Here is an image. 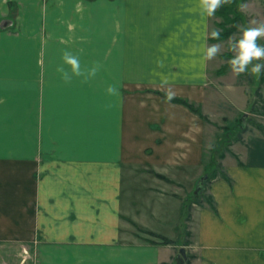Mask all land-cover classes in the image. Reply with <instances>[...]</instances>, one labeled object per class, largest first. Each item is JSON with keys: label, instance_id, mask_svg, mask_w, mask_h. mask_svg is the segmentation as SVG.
<instances>
[{"label": "crops", "instance_id": "crops-1", "mask_svg": "<svg viewBox=\"0 0 264 264\" xmlns=\"http://www.w3.org/2000/svg\"><path fill=\"white\" fill-rule=\"evenodd\" d=\"M211 37L200 0H0V264H169L182 236L150 226L132 187L191 170L192 264H264V115L207 173L211 103L249 112L243 85L211 92Z\"/></svg>", "mask_w": 264, "mask_h": 264}, {"label": "rangeland", "instance_id": "rangeland-1", "mask_svg": "<svg viewBox=\"0 0 264 264\" xmlns=\"http://www.w3.org/2000/svg\"><path fill=\"white\" fill-rule=\"evenodd\" d=\"M225 3V5L229 7V10L231 9L228 16H222L220 11L218 12V9L215 12V15L211 16V32L213 29L218 28L221 32L224 31V33L227 30L228 35L226 38L219 40L211 39V42H217L216 44L220 45V50L217 52V55L220 57L221 63L220 67L217 68L216 74L215 69L212 71L215 80L212 79L213 88L211 87L210 90L211 92L216 93L217 89L215 87L218 85L220 89V86L225 82H235L236 84L243 85L249 94V105L247 104L249 106V112L243 116V113L237 110L233 104L224 99L222 100V98L211 103L210 112L212 114V120H210L211 138L209 142L211 153H209V155L211 159L214 158L216 164L214 162L211 163V166L207 171L209 177L224 174V164L222 159L226 156L227 152L231 151L229 146L232 142L239 138L237 130L235 131L237 126L240 127L245 123L248 129H253L258 124H261L264 115V95L261 90L264 86V57H261L259 60L254 59L248 66H246L245 71L241 73H236L231 67L232 57L238 54V48H233L232 46L240 39L243 29L249 26L255 27L259 23H264V0H227ZM241 3H245L246 6L241 8ZM257 43L264 46V35L257 37ZM213 62L212 66H216L215 61ZM255 63L262 64L260 74L254 73L251 70ZM223 74H226V80L224 81L218 79V77ZM219 91L221 95L220 97H222V90L220 89ZM191 104L195 106L194 103ZM197 109L200 113H203L201 107ZM224 116L225 118H223ZM229 135L230 138H228ZM197 172V170H191L183 174H174L172 176L175 178H171L172 180H169L168 178L157 179L154 176L146 177L141 179L139 181L140 183L135 184L132 187V189H135L136 191H134L131 196V207L136 209L141 205L142 207L147 208V214L150 217L148 219V224L150 226L161 230V232H163L162 234H167L168 237L177 238L180 234V236H182L181 241L186 242L187 244V246H185V257L181 252L182 242H178V244H180L177 245L179 246L178 248L176 247V255H178V259L175 261L173 259L169 264H192V261L194 260L193 254L191 253L192 248L190 247L194 243L191 239V235L187 231V221L189 218L186 217L181 220L180 209L182 208V204H184L183 199L185 195L189 193L190 190L194 189V184H192L194 181L193 176H195ZM207 191L206 194L204 193L201 196L200 200H203L205 205H214V199L213 197H209ZM188 198L191 199L192 197ZM188 198H186V200H188ZM154 206L159 207L157 212ZM168 210H172V212H168ZM154 213L157 215L154 216ZM130 214L132 215V212ZM133 218L135 221L139 222L147 221L142 217ZM128 220L130 221L131 229L139 232L144 231L143 228L145 227L141 223L138 224L135 222L137 224L134 225L131 221L133 220L132 218ZM180 221L186 222L183 226H178L176 228V225ZM140 229L142 231H140ZM157 239H162L164 241V236H161L160 234Z\"/></svg>", "mask_w": 264, "mask_h": 264}, {"label": "clouds", "instance_id": "clouds-1", "mask_svg": "<svg viewBox=\"0 0 264 264\" xmlns=\"http://www.w3.org/2000/svg\"><path fill=\"white\" fill-rule=\"evenodd\" d=\"M226 0H200V6L206 12L208 16L215 15L216 10L221 7ZM245 3H241L240 7H245ZM212 37H218L220 35V29H213L211 32ZM264 35V23H259L255 27H245L242 31L240 39L233 44V48H238V54L231 59V67L236 73L244 72L246 66H248L254 59L259 60L264 57V46L257 43V37ZM220 50L219 44H212L206 46L205 55L208 58H213ZM64 60L68 64H71L72 69L77 74H80V58L79 56L72 55L70 52H64ZM262 68L261 63H255L252 66L254 73L260 74ZM96 68L92 69V74H95ZM67 78V77H65ZM109 92H114L115 88L112 85L108 87Z\"/></svg>", "mask_w": 264, "mask_h": 264}, {"label": "trees", "instance_id": "trees-1", "mask_svg": "<svg viewBox=\"0 0 264 264\" xmlns=\"http://www.w3.org/2000/svg\"><path fill=\"white\" fill-rule=\"evenodd\" d=\"M227 1V0H226ZM226 3H224L221 7L218 8V12L220 11V14L222 16H228V14L230 13L231 9L229 10V7L227 5H225ZM217 11V10H216ZM220 25V24H219ZM224 29V28H223ZM228 31L226 30V32L224 33V31H220V35L218 37H211L212 40H219V39H223V38H226L228 33ZM171 100H175V101H178V102H181V103H184L185 105L189 106L191 109H193L194 111L200 113V111L193 105L191 104L189 101L185 100V99H181V98H174V97H169ZM202 114V113H200ZM160 177L162 178H165L164 175H160ZM214 177V176H213ZM213 177L210 176V179H212ZM212 200V198H211ZM212 202V201H210ZM211 206L213 208H215V206L213 204H211ZM164 241L165 242H171V240L169 238H165L164 237Z\"/></svg>", "mask_w": 264, "mask_h": 264}, {"label": "water", "instance_id": "water-1", "mask_svg": "<svg viewBox=\"0 0 264 264\" xmlns=\"http://www.w3.org/2000/svg\"><path fill=\"white\" fill-rule=\"evenodd\" d=\"M5 25H2V27H4ZM181 252L182 254L186 257V250H185V247H182L181 248Z\"/></svg>", "mask_w": 264, "mask_h": 264}]
</instances>
